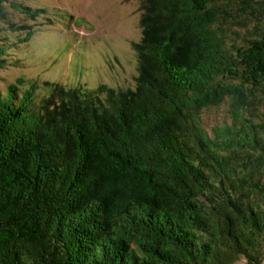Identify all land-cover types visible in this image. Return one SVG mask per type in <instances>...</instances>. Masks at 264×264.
Here are the masks:
<instances>
[{
  "label": "trees",
  "instance_id": "obj_1",
  "mask_svg": "<svg viewBox=\"0 0 264 264\" xmlns=\"http://www.w3.org/2000/svg\"><path fill=\"white\" fill-rule=\"evenodd\" d=\"M223 1L238 3L144 0L132 90L44 81L35 111L34 85L16 102L8 86L0 264L264 259V34L226 50L213 28ZM16 8L29 19L44 11ZM239 9L264 16V0H239ZM4 53L0 44V68ZM223 100L231 123L209 137L198 112Z\"/></svg>",
  "mask_w": 264,
  "mask_h": 264
},
{
  "label": "rangeland",
  "instance_id": "obj_2",
  "mask_svg": "<svg viewBox=\"0 0 264 264\" xmlns=\"http://www.w3.org/2000/svg\"><path fill=\"white\" fill-rule=\"evenodd\" d=\"M143 2L3 0L6 19L0 21V44L5 53L0 68V98H6L8 86L14 85L12 100L16 102L21 92L32 84L35 90L30 106L37 111L41 100L49 93L44 81L64 89L78 88L81 92L95 90L100 84L113 90L134 89L137 59L132 44L140 38ZM220 5L213 28L226 50L233 51L248 39L264 34V16L241 12L239 0L232 7L224 1ZM16 6L44 11L29 19ZM10 23L28 28L10 30ZM26 30L31 31V36L22 42L20 39ZM262 96L264 98V93ZM197 121L209 137L214 128L230 125L226 100L217 106L202 108ZM244 263L245 259L239 257L233 264ZM259 264H264V259Z\"/></svg>",
  "mask_w": 264,
  "mask_h": 264
}]
</instances>
